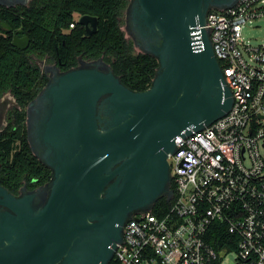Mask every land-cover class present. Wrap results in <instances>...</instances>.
<instances>
[{
  "label": "water",
  "instance_id": "1",
  "mask_svg": "<svg viewBox=\"0 0 264 264\" xmlns=\"http://www.w3.org/2000/svg\"><path fill=\"white\" fill-rule=\"evenodd\" d=\"M237 1L135 0L136 45L159 63L146 91L127 88L102 60L106 70L72 69L48 83L30 104H43L42 118L27 128L34 155L52 171L48 195L18 197L0 186V264H109L132 215L172 199L175 137L203 130L233 105L205 25L210 10ZM79 24L90 36L98 19ZM29 45L17 34L12 42Z\"/></svg>",
  "mask_w": 264,
  "mask_h": 264
},
{
  "label": "built area",
  "instance_id": "2",
  "mask_svg": "<svg viewBox=\"0 0 264 264\" xmlns=\"http://www.w3.org/2000/svg\"><path fill=\"white\" fill-rule=\"evenodd\" d=\"M259 19L264 0L208 13L205 28L232 108L203 130L175 137L169 211L133 214L109 264H222L230 254L236 264H264V44L243 37Z\"/></svg>",
  "mask_w": 264,
  "mask_h": 264
},
{
  "label": "trees",
  "instance_id": "3",
  "mask_svg": "<svg viewBox=\"0 0 264 264\" xmlns=\"http://www.w3.org/2000/svg\"><path fill=\"white\" fill-rule=\"evenodd\" d=\"M128 3L129 0H32L28 6L16 9L0 6V99L10 93L16 103L8 113V125L0 131V186L10 193L18 195L24 185L34 190L49 183L53 176L28 142L26 107L48 83L36 60L47 58L60 70L68 71L78 66L79 58L102 59L130 90L143 92L151 87L159 63L149 54L136 52L134 43L126 38L121 18ZM76 16L96 17V33L87 36ZM18 29L30 40L26 51L11 44ZM170 204L162 197L152 211L163 216ZM207 239L221 249L215 240Z\"/></svg>",
  "mask_w": 264,
  "mask_h": 264
},
{
  "label": "flooded vegetation",
  "instance_id": "4",
  "mask_svg": "<svg viewBox=\"0 0 264 264\" xmlns=\"http://www.w3.org/2000/svg\"><path fill=\"white\" fill-rule=\"evenodd\" d=\"M31 1L32 0H0V6L1 7H4V8H7V9H16L17 7H20V6H24V7L25 6H28L31 3ZM134 2H135V0H129L128 6H127L125 12L127 13L128 20H129L128 21V25H127V30H128L129 34L131 35V37L133 39L132 42H134L136 44V41H140L141 43H143V41L139 38L138 29H137L136 25H134V23L131 22L130 19H129V15L133 11ZM79 20H77L78 23H79ZM72 25H73V27H71V25H70V28L71 29L74 28V24H72ZM85 31H86V29H85ZM16 34H17L18 39H23L24 37H27L22 32V29H18V30H16L14 32L12 42L14 41V39L16 37ZM150 40H151V42H152L153 45H159V43H160L159 42V39L157 37H155V36L151 37ZM45 59L48 60L47 58H45ZM101 60L102 59L89 60L88 61V60H83V59L79 58L78 59V66L75 67V68H72V69H77V68H98V69H101V70H106L105 66L102 63L103 60L102 61ZM72 69H70V70H72ZM43 72L47 75V77H48V83H49L50 81H52L56 77H59L61 74L65 73L67 71L60 70V68L56 64H54V67L53 68H51V69L48 68V70L46 72L45 71H43ZM47 73H49V74H47ZM48 83H47V85H48ZM6 95H9V96L12 97V95L10 93H8ZM12 99H13V105L11 106V108L10 109H7L5 111H0V127L3 126L2 129H4L8 125V122H9V120H8V113L10 112V110H12L16 106V103H15V100H14L13 97H12ZM30 104L26 107V113H27V116H26V125H27V128H30V131H33V129H35V127H37V125L39 124V122H40V120L42 118V113L44 111V106H43L42 103H39L37 101L34 102L32 106H30ZM2 118H3V121L5 122V125H3V123H2ZM28 142H29V140H28ZM33 143L35 145L36 152H38L40 155H42L43 152L45 151V148H43L39 143H37L36 140H33ZM48 191H49L48 183L45 184V185H42L40 187H37L36 189L31 190V191H29L27 189V186L24 185L20 189L19 194L16 195V196L20 197V196H23L24 194L29 193V192H36L37 193V196L40 199L44 200L47 197V195H48ZM0 211H2L1 208H0Z\"/></svg>",
  "mask_w": 264,
  "mask_h": 264
},
{
  "label": "rangeland",
  "instance_id": "5",
  "mask_svg": "<svg viewBox=\"0 0 264 264\" xmlns=\"http://www.w3.org/2000/svg\"><path fill=\"white\" fill-rule=\"evenodd\" d=\"M75 18L76 20L80 19L79 16H76ZM128 21H129L128 15L126 12H124L121 18L122 30L124 31L126 38L132 41L133 39L127 30ZM243 37L245 42L251 44L252 46H258L264 44V19H259L253 21L252 23H247L243 30ZM134 47L136 52H142L141 48H139L135 43H134ZM36 62L40 66V68L45 72L48 70V68L51 69L54 67V64L50 63L46 59H38L36 60ZM12 105H13L12 97L6 95L0 100V111H5L7 109H10ZM2 123L3 125H5L3 118H2ZM2 128L3 126L0 127V130ZM222 264H236L235 256L230 254L223 260Z\"/></svg>",
  "mask_w": 264,
  "mask_h": 264
}]
</instances>
